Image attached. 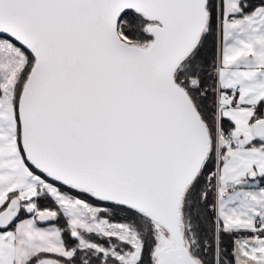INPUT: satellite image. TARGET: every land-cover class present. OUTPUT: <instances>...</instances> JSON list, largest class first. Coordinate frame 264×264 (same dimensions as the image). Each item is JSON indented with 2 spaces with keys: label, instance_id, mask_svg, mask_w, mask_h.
Wrapping results in <instances>:
<instances>
[{
  "label": "snow or ice",
  "instance_id": "obj_1",
  "mask_svg": "<svg viewBox=\"0 0 264 264\" xmlns=\"http://www.w3.org/2000/svg\"><path fill=\"white\" fill-rule=\"evenodd\" d=\"M0 264H264V0H0Z\"/></svg>",
  "mask_w": 264,
  "mask_h": 264
}]
</instances>
